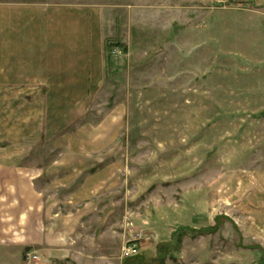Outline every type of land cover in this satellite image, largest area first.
<instances>
[{
	"label": "rangeland",
	"instance_id": "obj_1",
	"mask_svg": "<svg viewBox=\"0 0 264 264\" xmlns=\"http://www.w3.org/2000/svg\"><path fill=\"white\" fill-rule=\"evenodd\" d=\"M21 1L94 13L102 33L85 62L65 65L52 101L19 103L23 168L48 159L66 170L54 175L69 183L62 212H86L69 245L93 259L49 263L29 249L22 264H194L195 253L264 264V208L255 203L264 190V15L225 11L238 7L226 0L199 7L213 12L203 21L152 16L159 0L0 3ZM236 227L263 251L239 244ZM128 245L138 255L124 258Z\"/></svg>",
	"mask_w": 264,
	"mask_h": 264
},
{
	"label": "crops",
	"instance_id": "obj_2",
	"mask_svg": "<svg viewBox=\"0 0 264 264\" xmlns=\"http://www.w3.org/2000/svg\"><path fill=\"white\" fill-rule=\"evenodd\" d=\"M210 1L159 0L157 11L151 14L159 15L160 19L169 15V19L175 21L185 13L186 20L203 21L213 12L199 7ZM226 1L241 9L234 7L225 11L264 15V0ZM96 21L94 13L71 12L69 6L64 5L23 1L0 3V264H22V253L29 249L45 252L49 263L93 259L90 255L85 256V250L71 249L69 245L68 231L75 229L73 226L86 212L85 208L79 209L80 216L74 215L73 219L62 212L70 203L69 183L63 179L57 182L54 178H63L66 170L49 168L48 159L45 168H39L36 159L30 160L29 168H23V151L28 146L20 141L23 127L19 103L26 101L24 96L27 95L30 96L28 101L38 102V95L44 102L52 101L53 87L62 85V80L67 77L63 74L65 65L79 59L85 62L86 55H92L95 53L93 48L100 47L102 33L96 28ZM36 114L34 111V118ZM9 136L13 142L7 146L5 142ZM53 164L54 161H50V165ZM55 183L61 185V191H57L59 187ZM95 191L89 189L90 194ZM259 192L261 201L255 203L264 208V190ZM59 198H64L60 209L56 205ZM260 213L264 216V211ZM236 228L238 242L243 243L249 249L247 251H263L260 245L247 244L246 235ZM251 230L254 237L261 233V229L255 227ZM228 256L220 253L202 261L195 253L190 255L189 261L201 264L207 260L206 264H220L227 262ZM176 258L177 262H186L182 255Z\"/></svg>",
	"mask_w": 264,
	"mask_h": 264
},
{
	"label": "built area",
	"instance_id": "obj_3",
	"mask_svg": "<svg viewBox=\"0 0 264 264\" xmlns=\"http://www.w3.org/2000/svg\"><path fill=\"white\" fill-rule=\"evenodd\" d=\"M123 257L126 258V259H129V258H133L135 257L136 255H138V249H137V246L136 245H128V246H125L123 251ZM38 258L35 257V256H32V255H26V260L31 262V261H35L37 260Z\"/></svg>",
	"mask_w": 264,
	"mask_h": 264
}]
</instances>
